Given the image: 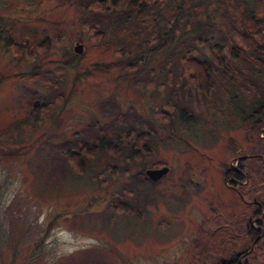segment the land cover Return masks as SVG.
<instances>
[{"label": "rangeland", "instance_id": "obj_1", "mask_svg": "<svg viewBox=\"0 0 264 264\" xmlns=\"http://www.w3.org/2000/svg\"><path fill=\"white\" fill-rule=\"evenodd\" d=\"M95 18L107 36L111 22L82 0H0V264H211L249 247L244 264H264V231L251 246L241 237L260 215L264 230V159L254 156L264 155V115L236 116L218 91L207 106L189 79L175 91L192 116L160 114L171 111L162 48L129 70L91 36ZM206 39L195 44L204 59ZM132 126L156 136L149 156L77 153L78 141H117ZM230 163L259 212L223 178ZM159 165L163 175L143 178Z\"/></svg>", "mask_w": 264, "mask_h": 264}, {"label": "trees", "instance_id": "obj_2", "mask_svg": "<svg viewBox=\"0 0 264 264\" xmlns=\"http://www.w3.org/2000/svg\"><path fill=\"white\" fill-rule=\"evenodd\" d=\"M82 1L90 11L99 13L106 23L110 24V21L112 24L107 36L103 29L106 25L98 23V18L91 21L93 24L90 26L86 21H83V25L90 27L93 38L102 40V48L113 46L118 55H123L129 70L141 59L140 67H145L148 57L157 51L154 48H162L164 55L159 64V84L170 87L167 102L171 111L162 110L160 114L191 115L184 110L186 94L182 91L180 95L175 91L179 86H191L189 79L195 83L198 96L207 106L219 105L216 104L218 91V95L232 100L230 105L236 116L264 115V81L261 75L264 73V0ZM147 26L155 27L152 28L154 31L147 30ZM158 36L161 41H157ZM208 37L212 40L207 46L211 56L209 60L201 58L195 51V44L204 43ZM146 44L151 47L147 48ZM224 77L228 83L226 85H222L224 82L221 78ZM249 82L252 86H249ZM233 92L248 94L250 100L243 105L238 104ZM168 122L174 124L173 120ZM141 128L142 131L132 126L120 131L122 135H118L117 141L95 136L93 147L87 142L78 141L77 153H94L102 148L119 152L130 149L137 158L147 157L155 148L157 139L150 131L152 129ZM262 130L264 132V126ZM72 155L70 158H74ZM254 156H257L255 158L259 163L264 159L261 152ZM65 158L69 159L67 156ZM234 168L230 163L223 170V178L235 176L237 172ZM143 178L148 180L145 175Z\"/></svg>", "mask_w": 264, "mask_h": 264}, {"label": "flooded vegetation", "instance_id": "obj_3", "mask_svg": "<svg viewBox=\"0 0 264 264\" xmlns=\"http://www.w3.org/2000/svg\"><path fill=\"white\" fill-rule=\"evenodd\" d=\"M118 139H119V136H118ZM122 152V151H121ZM121 154V153H120ZM252 155V154H251ZM242 156H246V157H248V155H242ZM160 166V165H159ZM149 167H157V166H149ZM148 168V167H147ZM146 168H144V170H145ZM235 170H236V175L235 176H229V177H227L226 178V180L228 179L232 184H236V185H238V187H237V194L238 195H240L241 197H242V201L244 202V203H246L247 205H251V204H253V208H252V210H253V212L254 211H257V212H259L258 210V206L260 205L261 206V204H260V202L256 199V197H251V198H249V199H246V198H244V188H243V185L247 182V177L244 175V177H243V179H240V172H239V169L238 168H234ZM141 175L143 176V175H145V173L143 172V173H141ZM243 175V174H242ZM146 176V175H145ZM147 177V176H146ZM148 179V178H147ZM148 180H150V179H148ZM153 181V180H152ZM231 183H228V184H231ZM242 184V185H241ZM263 211H264V207L262 206V211L261 212H259L260 214L261 213H263ZM259 216V215H258ZM261 216V215H260ZM258 217L257 218V221H256V223L258 224V225H255L254 224V222L251 220V221H249L250 222V224L248 223L247 225H248V227H246L247 229L245 230V232L242 234V236L241 237H247V238H250V242H251V244H250V246L252 245V243L255 241V239L264 231L263 230V228H261L260 226H259V224H260V218L261 217ZM251 222H252V224H251ZM253 224H254V226H253ZM250 251V247L249 248H247L245 251H243V249H241V250H236L233 254H231L230 253V255L227 257V258H220V259H218L216 262H214V263H211V264H244V261L246 262V259H244L245 257V255L248 253Z\"/></svg>", "mask_w": 264, "mask_h": 264}, {"label": "water", "instance_id": "obj_4", "mask_svg": "<svg viewBox=\"0 0 264 264\" xmlns=\"http://www.w3.org/2000/svg\"><path fill=\"white\" fill-rule=\"evenodd\" d=\"M81 49V44L76 42L75 45L73 46V50L75 51H80ZM167 171V166L162 165L159 167H148L144 170L145 175L147 176L148 179L150 180H156L158 179L161 175H163Z\"/></svg>", "mask_w": 264, "mask_h": 264}]
</instances>
